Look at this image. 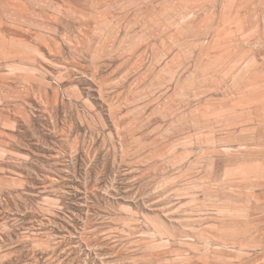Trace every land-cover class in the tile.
I'll return each instance as SVG.
<instances>
[{
  "label": "rangeland",
  "instance_id": "374dc122",
  "mask_svg": "<svg viewBox=\"0 0 264 264\" xmlns=\"http://www.w3.org/2000/svg\"><path fill=\"white\" fill-rule=\"evenodd\" d=\"M0 264H264V0H0Z\"/></svg>",
  "mask_w": 264,
  "mask_h": 264
}]
</instances>
